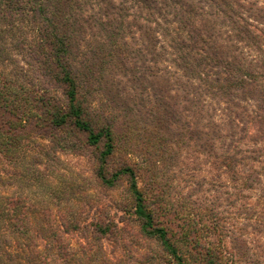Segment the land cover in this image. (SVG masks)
Listing matches in <instances>:
<instances>
[{
    "label": "trees",
    "instance_id": "obj_1",
    "mask_svg": "<svg viewBox=\"0 0 264 264\" xmlns=\"http://www.w3.org/2000/svg\"><path fill=\"white\" fill-rule=\"evenodd\" d=\"M0 264H264V0H0Z\"/></svg>",
    "mask_w": 264,
    "mask_h": 264
},
{
    "label": "rangeland",
    "instance_id": "obj_2",
    "mask_svg": "<svg viewBox=\"0 0 264 264\" xmlns=\"http://www.w3.org/2000/svg\"><path fill=\"white\" fill-rule=\"evenodd\" d=\"M183 155L185 156V158H179V161H181L180 166L184 170V168L190 163L191 158H190V154L188 153L183 154ZM55 158L60 159V164H58L57 167L59 171L62 173L64 172L65 174H76L77 176H80V177L89 176L90 174L91 162L89 160L90 156H89L88 151L80 153V154H73V153H68V152H58V155ZM202 168H205V167H203L202 165ZM174 179H173V184L175 185L176 182L174 181ZM182 185H184V183L180 182L179 187ZM83 188H88L92 194L93 193L98 194V196H101V197L109 194L113 197L120 198V196L122 195L121 185L117 186L114 190H111V191H106V190L104 191L95 185H91V186L84 185ZM199 189L200 190L192 193L191 197L196 198V197L202 196L201 198L203 197L212 198L214 195L217 194L216 192L217 188H215L214 186L212 188V186L208 185L207 183L201 184V187ZM183 190L186 191L187 189H183ZM103 243H104L105 248L108 251L112 249L111 243L108 240H104Z\"/></svg>",
    "mask_w": 264,
    "mask_h": 264
}]
</instances>
